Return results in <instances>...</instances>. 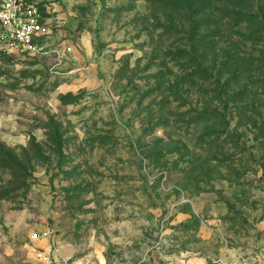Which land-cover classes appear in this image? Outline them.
<instances>
[{
  "label": "rangeland",
  "instance_id": "1",
  "mask_svg": "<svg viewBox=\"0 0 264 264\" xmlns=\"http://www.w3.org/2000/svg\"><path fill=\"white\" fill-rule=\"evenodd\" d=\"M28 1L51 32L0 58V264L258 257L262 15L227 29L199 25L197 0Z\"/></svg>",
  "mask_w": 264,
  "mask_h": 264
},
{
  "label": "built area",
  "instance_id": "2",
  "mask_svg": "<svg viewBox=\"0 0 264 264\" xmlns=\"http://www.w3.org/2000/svg\"><path fill=\"white\" fill-rule=\"evenodd\" d=\"M50 32L49 22L36 4L28 0H0V53L38 54ZM48 236L49 232L32 234L35 240H42ZM36 260L42 264H55L56 256L52 248L48 247L37 251ZM205 264L223 263L214 261ZM229 264H264V248L258 257L246 253L236 254Z\"/></svg>",
  "mask_w": 264,
  "mask_h": 264
},
{
  "label": "trees",
  "instance_id": "3",
  "mask_svg": "<svg viewBox=\"0 0 264 264\" xmlns=\"http://www.w3.org/2000/svg\"><path fill=\"white\" fill-rule=\"evenodd\" d=\"M179 1L186 4L191 0ZM220 1L221 0H216V2L214 0H197V3H199V6H197L198 13H200L201 15L198 23L199 25H206L207 23L208 25L215 24V28H219V24H223L227 27V29H234L235 27L241 28L244 23L247 26L249 24L262 23V21H260L261 16H259V14H261L262 18L264 19V0H259L260 2H258L257 4V6L260 5L259 10L255 9L256 6H254L253 0H222L221 3ZM213 2L217 4L220 3V5H222L223 10L221 11L225 12L222 13L220 17H217V19L220 18L224 20L215 22V20L213 21V19L211 18L212 16L210 15V18H207L206 11L209 9ZM42 12L44 13L43 10ZM2 57L10 56L0 53V58Z\"/></svg>",
  "mask_w": 264,
  "mask_h": 264
}]
</instances>
